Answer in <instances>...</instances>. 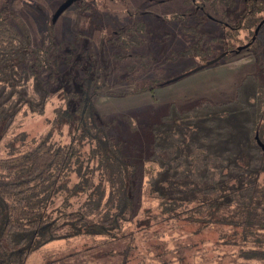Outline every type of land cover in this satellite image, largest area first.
Listing matches in <instances>:
<instances>
[{
    "label": "trees",
    "instance_id": "1",
    "mask_svg": "<svg viewBox=\"0 0 264 264\" xmlns=\"http://www.w3.org/2000/svg\"><path fill=\"white\" fill-rule=\"evenodd\" d=\"M199 9L207 12L206 0ZM262 14V0H245L235 24L226 26L247 29ZM18 18L0 10V264H32L43 246L79 236L91 241L69 255L71 263L130 264L139 248L124 224L133 218L134 197L138 207L145 194L160 200L171 223L192 224L202 235L216 227L219 248L188 263L180 248L159 252L158 244L157 258L145 255L149 246L136 264H264V54L257 51V70L234 99L201 98L185 109L171 104L167 112L146 115L141 127L137 118L106 119L97 100L153 92L161 80L141 68L147 56L132 52L145 42L144 21L99 41L81 30L58 39L50 30L48 41L35 44ZM128 58L123 78H140L128 91H116ZM59 91L64 104L54 108L51 130L58 138L49 131L27 140L25 132H14L21 116L44 114ZM141 131L146 150L132 146ZM108 256L120 260L107 263Z\"/></svg>",
    "mask_w": 264,
    "mask_h": 264
},
{
    "label": "rangeland",
    "instance_id": "2",
    "mask_svg": "<svg viewBox=\"0 0 264 264\" xmlns=\"http://www.w3.org/2000/svg\"><path fill=\"white\" fill-rule=\"evenodd\" d=\"M64 1L0 0V10L6 7L11 12H16L19 15L18 23L24 24L35 44H39L43 39L48 41L50 30L58 39L73 38L77 31L81 30L83 33L91 34L95 41H99L102 34L111 31L117 33L120 28L135 25L138 20L146 24L143 30L145 42L140 48H133L132 52L147 56L140 65L141 68L153 75L158 73L161 80L153 92L99 96L97 108L108 120L127 116L133 120L137 118L139 125L143 127L147 124L146 115L148 116L150 112L155 114L167 112L171 104L185 109L201 98H207L213 102L234 99L238 87L244 85L247 77L257 70V51L264 54V25L260 28L255 40L250 43L251 45L238 52L234 51L238 49V46L252 40L255 27L261 18L252 20L253 26H248L243 21L247 29L242 28L236 31L226 26V23L235 24L236 17L241 15L245 6V0H232L235 1L233 5H226L220 0H206L205 11L207 12L199 9L204 0H76L53 23L52 17ZM181 14L182 18H180ZM188 49H192V52L190 53ZM226 50L233 51L205 68L188 73ZM187 52L190 55H187ZM128 62H131L130 58L121 63L120 79L116 80L112 89L128 91L139 80L140 77L133 76H129V80L123 78ZM183 73L188 74L177 81L165 84ZM248 81L251 83V79ZM249 85L246 86L245 92L251 88ZM61 93L59 91L51 98L44 114L21 116L14 132H25L27 140L49 131L58 138L60 134L57 130L54 132L51 130L54 108L64 104ZM125 134L130 138L129 133ZM10 135L14 137L15 134ZM134 137L135 139H131L134 143L132 146L136 150H146L147 147L142 145V142H145L144 131ZM124 139L127 140L125 137ZM136 153L138 152L133 155H137ZM146 181L147 177L140 180V184H144L142 191H145ZM139 201L141 203L137 207L138 197H134L133 218L124 224L128 232L134 231V245L139 248L131 253L130 264H136L144 255L142 250L149 246L148 250L145 249L147 250L145 255L149 258L150 256L157 258L156 245L158 244L164 247L159 252L180 248L188 263L194 261L197 253L211 257L214 254L211 251L212 247L219 248L216 243L218 234L214 231L217 230L216 227L208 228L204 235L196 234L192 224L167 221V216L162 213L163 208L159 206V199L145 194ZM193 206L190 205L186 209ZM190 212L192 213L193 210ZM162 233L166 235L160 236ZM90 241L91 238L85 236L53 241L35 251L31 263L49 264L53 261V264H59L56 262L57 259L65 257L60 264H73L69 255L83 248ZM202 241L206 242L203 247ZM122 247L123 245L118 244L116 249L119 251L123 249ZM224 249L226 251V248ZM224 249L220 251L223 252ZM115 260L120 259L108 256L104 261L113 263Z\"/></svg>",
    "mask_w": 264,
    "mask_h": 264
},
{
    "label": "water",
    "instance_id": "3",
    "mask_svg": "<svg viewBox=\"0 0 264 264\" xmlns=\"http://www.w3.org/2000/svg\"><path fill=\"white\" fill-rule=\"evenodd\" d=\"M74 1H76V0H65V1H64V2H63V3L57 8V10L55 11V13H54V15H53V17H52V22L55 23V22L57 21V19L59 18V16H60L65 10H67V9H68V8L74 3ZM263 23H264V20L261 21L260 24L258 25V27H257V29H256V35L258 34V32H259V30H260V28H261V26H262ZM255 38H256V36L254 37V39H255ZM249 45H250V42L247 43V44H245V45L239 46L238 49H237L236 51L238 52V51H240V50L246 48V47L249 46ZM222 56H223V55L218 56V57L215 58V59L209 60V61H207L205 64L199 65V66L195 67L194 69H192L191 71L189 70L190 72H188V73L195 72V71H198V70H200V69H202V68H205L206 66H208V65H210V64H213V63H215L216 61H218ZM188 73H183L182 75H180V76H178V77H175V78H173V79H170V80H168L167 82H165V84H168V83H171V82L177 81L178 79L184 77V76H185L186 74H188ZM260 144H261V146H262L263 149H264V144H262V143H260Z\"/></svg>",
    "mask_w": 264,
    "mask_h": 264
},
{
    "label": "flooded vegetation",
    "instance_id": "4",
    "mask_svg": "<svg viewBox=\"0 0 264 264\" xmlns=\"http://www.w3.org/2000/svg\"><path fill=\"white\" fill-rule=\"evenodd\" d=\"M264 20V18L261 20V21H263ZM260 21V22H261ZM260 23H258L257 25H256V27H255V30H254V36L252 37V40L250 41V42H252L253 40H255L254 39V37L256 36V29H257V27H258V25H259ZM264 24H262V26H263ZM261 26V27H262ZM239 47V46H238ZM233 50H226V51H224V52H222L219 56H221V55H223V56H225V55H227V54H229V52H232ZM234 51H236V50H234ZM237 52V51H236ZM222 56V57H223Z\"/></svg>",
    "mask_w": 264,
    "mask_h": 264
}]
</instances>
